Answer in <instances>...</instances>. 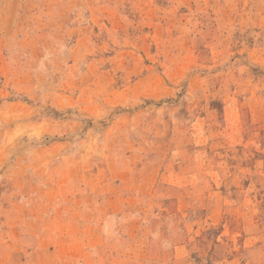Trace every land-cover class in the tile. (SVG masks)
<instances>
[{
  "label": "rangeland",
  "instance_id": "1",
  "mask_svg": "<svg viewBox=\"0 0 264 264\" xmlns=\"http://www.w3.org/2000/svg\"><path fill=\"white\" fill-rule=\"evenodd\" d=\"M0 264H264V0H0Z\"/></svg>",
  "mask_w": 264,
  "mask_h": 264
}]
</instances>
